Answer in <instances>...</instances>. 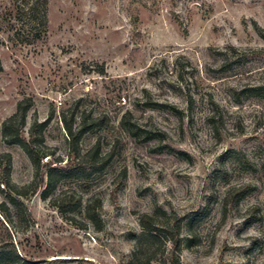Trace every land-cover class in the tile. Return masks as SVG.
I'll return each mask as SVG.
<instances>
[{
  "label": "rangeland",
  "instance_id": "obj_1",
  "mask_svg": "<svg viewBox=\"0 0 264 264\" xmlns=\"http://www.w3.org/2000/svg\"><path fill=\"white\" fill-rule=\"evenodd\" d=\"M12 10L0 0L1 264H264V99L244 92L264 87V0H48L31 45ZM26 98L23 139L52 115L36 192L1 136ZM64 123L84 132L74 149ZM49 167L66 173L43 199ZM161 211L178 249L139 242Z\"/></svg>",
  "mask_w": 264,
  "mask_h": 264
},
{
  "label": "trees",
  "instance_id": "obj_2",
  "mask_svg": "<svg viewBox=\"0 0 264 264\" xmlns=\"http://www.w3.org/2000/svg\"><path fill=\"white\" fill-rule=\"evenodd\" d=\"M47 2L48 0H11L12 5V13L7 14L8 18H12L14 22L11 26L13 40L18 42L19 44L31 45L36 41H40L46 34L47 29ZM12 16V17H10ZM2 17H0L1 22ZM260 37L264 40L262 34L264 31L260 30ZM3 45L0 39V47ZM239 59L242 60L243 56H239ZM2 64L0 60V73L2 72ZM264 87H254L252 89H248L249 97H256L264 99ZM192 102H190L191 104ZM214 106L215 103H213ZM157 106V105H154ZM32 107V100L30 98L23 99L18 102L16 106L15 113L7 118L1 125V136L2 140L7 145H16L20 147L26 156L29 158L32 167L34 169V179H33V192H36L39 187L40 173L42 169V161L44 159H50L53 156V153L50 151L49 147L45 144L44 133L45 130L50 123L52 115L48 117L44 122H38L36 119L33 120L29 130H28V140L22 138L21 133L25 128L26 117L28 111ZM166 108L175 112V114H180L175 107L166 105ZM217 107V106H216ZM206 120L208 122L214 120V116L207 117ZM125 124V123H124ZM127 127V126H126ZM129 130L133 136H139L135 129H131L130 127L126 128ZM64 130L68 139L70 140V145L72 149L75 147V139L78 140L84 132L78 131L76 134L72 132L71 125H67L64 123ZM135 130V131H133ZM2 159H6L7 166L9 167L10 156L5 154L2 156ZM66 172H63L54 167H49L46 173V188L44 189L41 197L43 199L47 198L48 195L54 190L58 180V178H65ZM13 192H16L18 196H26L23 195L25 189L17 190L9 184H6ZM81 200L74 201V206L71 209L62 210L63 214H73L77 207L80 206ZM90 208V204L88 206ZM161 216L156 221L155 217L145 215L139 221L142 232L139 235V242L141 240H158L163 239L164 242L170 244L173 249H178L180 246V221L176 217L169 218L165 211L160 212ZM159 216V215H158ZM90 220V219H89ZM168 234V235H167ZM134 263L139 262V258H137V253L133 254ZM153 257H149L145 260L144 263L140 264H150ZM6 255L0 252V264L5 262ZM11 264H28L27 261L16 259L15 262ZM173 264H179L177 260H173Z\"/></svg>",
  "mask_w": 264,
  "mask_h": 264
}]
</instances>
